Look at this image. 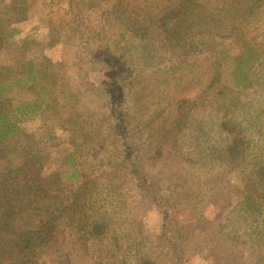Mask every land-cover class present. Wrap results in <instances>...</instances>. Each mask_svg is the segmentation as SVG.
Masks as SVG:
<instances>
[{"label": "rangeland", "instance_id": "1", "mask_svg": "<svg viewBox=\"0 0 264 264\" xmlns=\"http://www.w3.org/2000/svg\"><path fill=\"white\" fill-rule=\"evenodd\" d=\"M180 1L29 0L13 25L0 81L29 61L51 79L46 91L22 77L6 85L0 112L22 138L0 141V173L23 150L53 182L76 171L92 180L91 221L106 225L88 242L79 221L60 219L67 231L42 264H264V66L250 65L253 89L238 87L240 46L204 47L203 20ZM11 2L0 0V16ZM257 13L248 29L259 47L264 0ZM24 104L28 114L10 113Z\"/></svg>", "mask_w": 264, "mask_h": 264}, {"label": "trees", "instance_id": "2", "mask_svg": "<svg viewBox=\"0 0 264 264\" xmlns=\"http://www.w3.org/2000/svg\"><path fill=\"white\" fill-rule=\"evenodd\" d=\"M260 2L262 0H181L178 4L181 14H195L203 20L204 47L214 42L211 39L214 37L231 39L240 46V53L233 61V76L238 81V87L245 85L244 89H253L256 86L257 75L252 67L264 66V41L263 45L257 47L253 44L252 33L248 29L250 23L256 19ZM28 3L29 0H12L10 13L5 15L8 17L0 16V51L7 39L17 32L13 25L24 19L22 13ZM155 3L158 7L161 5L159 0ZM211 51L215 53L214 49ZM220 56L224 58L223 54ZM18 75L13 80L0 81V100L9 89L6 85H19L22 83L21 77L31 87L38 86L40 91H46V86H41V83L51 79L31 61L24 63V68ZM48 94L49 92H45V96ZM30 109V105L24 104L10 110V113L25 115ZM40 109H44L43 105H35L33 111ZM21 138L19 125L12 121L7 112H0V141H18ZM20 154L7 173H0V263L42 264L40 259L45 249L52 247L57 234L67 231L62 222H59L62 218L70 228L75 221H79V227L85 236L90 237L88 242L94 240L93 238L102 239L106 225L104 222L99 224L96 220L91 221V215L88 214L92 191L89 190V184L92 180L73 171L68 174L57 173L56 182H53L51 176L41 173L42 165L38 153L31 156L23 150ZM52 187H56V196L49 193V188ZM60 195L63 197L59 198ZM43 200H48V203L43 204ZM262 201L264 207V190ZM140 264L153 263L142 260Z\"/></svg>", "mask_w": 264, "mask_h": 264}]
</instances>
